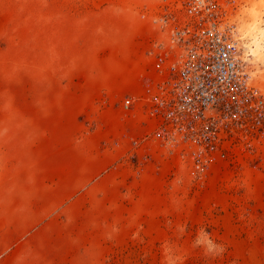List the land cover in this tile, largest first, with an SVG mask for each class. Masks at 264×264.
Here are the masks:
<instances>
[{"label": "crops", "instance_id": "1", "mask_svg": "<svg viewBox=\"0 0 264 264\" xmlns=\"http://www.w3.org/2000/svg\"><path fill=\"white\" fill-rule=\"evenodd\" d=\"M118 2L77 0L56 63L29 60V159L24 182L0 175V264H103L131 232L156 242L173 226L169 164L141 140L156 124L141 99L161 77V33Z\"/></svg>", "mask_w": 264, "mask_h": 264}, {"label": "rangeland", "instance_id": "2", "mask_svg": "<svg viewBox=\"0 0 264 264\" xmlns=\"http://www.w3.org/2000/svg\"><path fill=\"white\" fill-rule=\"evenodd\" d=\"M153 3L117 4L139 16L144 4ZM260 3L264 0H246L241 19ZM75 19L77 0H0V175L13 173L18 183L24 182L29 159V60L30 65L42 59L56 63ZM256 67L263 78L264 71ZM219 160L216 172L199 182L184 175L162 176L160 183L172 194L167 198L177 212L172 228L156 242L131 232L124 255L114 254L103 264H264V147L225 150ZM186 204L191 212L184 220ZM0 216L7 217L8 210L0 209Z\"/></svg>", "mask_w": 264, "mask_h": 264}, {"label": "built area", "instance_id": "3", "mask_svg": "<svg viewBox=\"0 0 264 264\" xmlns=\"http://www.w3.org/2000/svg\"><path fill=\"white\" fill-rule=\"evenodd\" d=\"M153 2L143 9L161 33L153 43L161 77L141 99L156 120L141 140L157 143L171 179L199 182L225 150L264 147V84L250 75L236 36L246 0Z\"/></svg>", "mask_w": 264, "mask_h": 264}, {"label": "bare ground", "instance_id": "4", "mask_svg": "<svg viewBox=\"0 0 264 264\" xmlns=\"http://www.w3.org/2000/svg\"><path fill=\"white\" fill-rule=\"evenodd\" d=\"M249 12L245 20L241 19L243 15L239 17L236 36L243 47L241 57L249 65L250 75L260 81L264 77L259 79L260 71L256 65L264 71V3L254 4Z\"/></svg>", "mask_w": 264, "mask_h": 264}]
</instances>
